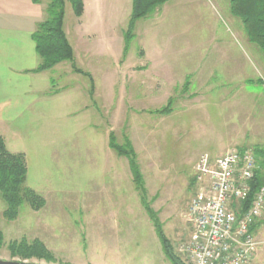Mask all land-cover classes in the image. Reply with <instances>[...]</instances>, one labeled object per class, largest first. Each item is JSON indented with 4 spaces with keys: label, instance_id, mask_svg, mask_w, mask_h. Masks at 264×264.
Instances as JSON below:
<instances>
[{
    "label": "rangeland",
    "instance_id": "obj_1",
    "mask_svg": "<svg viewBox=\"0 0 264 264\" xmlns=\"http://www.w3.org/2000/svg\"><path fill=\"white\" fill-rule=\"evenodd\" d=\"M132 1L90 0L77 16L66 0L73 64L93 80L63 61L39 80L54 96L4 111L0 132L10 151L26 154L25 184L46 203L36 210L25 202L9 220L0 194V258L19 260L7 245L27 237L45 242L52 263L173 264L128 159L108 144L110 131L119 142L131 139L151 207L176 253L190 233L200 155L264 148V51L230 0H168L137 20L124 54ZM170 97L171 111L152 112ZM255 234L260 243L249 264H264V221Z\"/></svg>",
    "mask_w": 264,
    "mask_h": 264
},
{
    "label": "trees",
    "instance_id": "obj_2",
    "mask_svg": "<svg viewBox=\"0 0 264 264\" xmlns=\"http://www.w3.org/2000/svg\"><path fill=\"white\" fill-rule=\"evenodd\" d=\"M168 0H133L132 11L127 28L124 31L125 48L124 54L128 51L131 40L135 37L134 29L137 20L153 13L158 7ZM74 12L77 16H82L85 5L83 0H70ZM232 12L241 17L251 40L256 42L264 51V0H230ZM66 0H50L47 6V16L37 24L33 32L36 43V50L40 55L41 61L34 69V72H42L54 68L63 61L74 62V50L64 28ZM75 72H84L75 64L72 65ZM91 80L92 74L84 72ZM185 85H189L186 81ZM93 92V91H92ZM173 99L170 97L168 103L160 109L152 112L164 113L171 111ZM109 146L120 156L128 159L129 166L133 175L136 188L138 189L141 201L153 221L155 230L163 246L166 256L173 264H185L181 255L174 249L172 241L166 235L163 224L157 212L151 207V202L147 196V190L140 166L137 160V152L130 138L126 137L123 142H119L114 131H110L108 138ZM258 158V169L256 176L251 184V192L246 200L241 201L239 211L248 208L256 190L260 185H264V148L254 149ZM28 165L24 152L10 151L5 137L0 132V194L5 200L7 207L3 215L9 219H15L23 203L27 202L36 210L43 207L46 203L45 197L33 188L26 186ZM264 221V217L258 220L253 226L255 231L258 225ZM5 245L4 232L0 227V250ZM12 257L19 260H45L55 262L54 252L40 238L29 240L27 237L13 239L8 243Z\"/></svg>",
    "mask_w": 264,
    "mask_h": 264
},
{
    "label": "built area",
    "instance_id": "obj_3",
    "mask_svg": "<svg viewBox=\"0 0 264 264\" xmlns=\"http://www.w3.org/2000/svg\"><path fill=\"white\" fill-rule=\"evenodd\" d=\"M257 169V155L249 147L200 155L195 165L197 189L187 211L190 233L177 247L185 264L252 261L260 243L252 226L264 217V185L248 208L239 209L251 192Z\"/></svg>",
    "mask_w": 264,
    "mask_h": 264
},
{
    "label": "crops",
    "instance_id": "obj_4",
    "mask_svg": "<svg viewBox=\"0 0 264 264\" xmlns=\"http://www.w3.org/2000/svg\"><path fill=\"white\" fill-rule=\"evenodd\" d=\"M83 1L84 15L90 0ZM46 10L43 0H0V124L7 120L5 112L16 111L22 102L30 108L45 101L48 94L55 95L39 82L48 70L34 72L41 58L33 32L46 18ZM22 75L27 76L25 83L18 79Z\"/></svg>",
    "mask_w": 264,
    "mask_h": 264
},
{
    "label": "water",
    "instance_id": "obj_5",
    "mask_svg": "<svg viewBox=\"0 0 264 264\" xmlns=\"http://www.w3.org/2000/svg\"><path fill=\"white\" fill-rule=\"evenodd\" d=\"M0 264H58L52 262H31L27 260H17V259H2L0 258Z\"/></svg>",
    "mask_w": 264,
    "mask_h": 264
}]
</instances>
